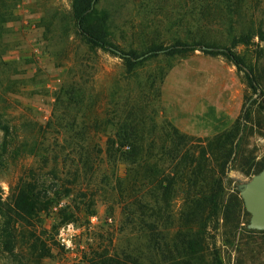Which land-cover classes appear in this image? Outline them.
I'll return each instance as SVG.
<instances>
[{"label": "rangeland", "instance_id": "obj_1", "mask_svg": "<svg viewBox=\"0 0 264 264\" xmlns=\"http://www.w3.org/2000/svg\"><path fill=\"white\" fill-rule=\"evenodd\" d=\"M95 8L122 52L175 42L229 49L241 71L233 67L244 82L246 72L254 76L257 92L245 87L242 112L227 131L184 135L162 101L163 79L183 57L159 54L127 71L122 59L77 35L70 0H0V117L11 127L0 207L21 179L39 208L17 225L20 253L28 264H113L124 255L157 262L144 227L153 225L158 238L169 226L164 203L159 198L160 213L147 218L133 197L149 203L148 194H159L157 178L175 218L180 198L200 190L189 183L194 169L198 184L222 186L202 264H264V231L247 227L236 189L264 164V0H99ZM131 145L135 157L115 152ZM147 168L155 174L141 181ZM39 249L46 257L37 262Z\"/></svg>", "mask_w": 264, "mask_h": 264}, {"label": "trees", "instance_id": "obj_2", "mask_svg": "<svg viewBox=\"0 0 264 264\" xmlns=\"http://www.w3.org/2000/svg\"><path fill=\"white\" fill-rule=\"evenodd\" d=\"M98 1L70 0V12L75 31L90 49H100L122 59L127 71L159 54L186 57L194 51L209 56H223L237 68V71H241L239 58L229 49L208 44L175 42L171 45L153 47L142 53H135L134 51L124 53L110 40L106 29L105 13L98 12L95 8ZM245 83L253 93L257 92L254 76L248 72L245 73ZM10 129L9 124L0 117V132L2 133L0 167L3 165L8 153ZM123 146V144L119 145L120 148ZM115 152L120 157L128 159L137 155V147L131 145L129 151L116 149ZM196 170L199 171V168L197 167ZM136 172L140 173L139 171ZM137 173L134 174L126 187L128 193L133 192L135 185L138 183ZM142 173L141 181L149 179L155 174H152V170L149 168L144 169ZM188 177L190 186H198L200 190L195 191L192 195L185 194L184 197L180 198L181 206L176 212L175 218L169 212H166L171 198L167 189L162 191L155 189L161 180L152 179L153 190L159 191V194L156 195L155 192L154 194H148L149 203H143L141 198L133 197L139 215L147 218L160 213V209L157 211L156 207V203L160 198L164 203L162 210L165 219L170 220L169 226H164L159 231L158 238L154 234L155 227L145 224L144 228L148 232L149 248L152 252L158 251L161 256L159 261H151L150 264H202V257L208 249V235L214 229V226H210V223L214 224L216 222L218 207L221 203L222 186L215 180L207 186L202 183L198 184L194 169L191 170ZM154 181L157 184L156 187ZM38 210V205L27 192V187L21 179H18L12 190L10 204L7 208L0 207V254L3 256V259L0 258V264H28L18 248L16 228L19 223L28 222ZM174 220L176 223L173 226ZM173 253H177L179 259L172 260ZM44 257H46L44 250L39 249V253L35 256L36 261L39 262ZM113 264L140 263L136 259L124 255L119 259L117 258Z\"/></svg>", "mask_w": 264, "mask_h": 264}, {"label": "crops", "instance_id": "obj_3", "mask_svg": "<svg viewBox=\"0 0 264 264\" xmlns=\"http://www.w3.org/2000/svg\"><path fill=\"white\" fill-rule=\"evenodd\" d=\"M215 72L220 77L215 78ZM245 87L233 65L220 57L201 53L183 57L163 79L167 119L184 135L212 138L237 121Z\"/></svg>", "mask_w": 264, "mask_h": 264}, {"label": "water", "instance_id": "obj_4", "mask_svg": "<svg viewBox=\"0 0 264 264\" xmlns=\"http://www.w3.org/2000/svg\"><path fill=\"white\" fill-rule=\"evenodd\" d=\"M236 189L244 210L249 214L247 227L252 230L264 231V164L258 173L254 174L247 182L238 184Z\"/></svg>", "mask_w": 264, "mask_h": 264}]
</instances>
